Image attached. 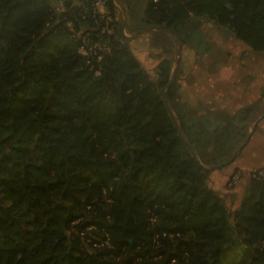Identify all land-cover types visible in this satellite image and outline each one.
<instances>
[{
	"label": "trees",
	"instance_id": "trees-1",
	"mask_svg": "<svg viewBox=\"0 0 264 264\" xmlns=\"http://www.w3.org/2000/svg\"><path fill=\"white\" fill-rule=\"evenodd\" d=\"M51 13L0 0V264H264V177L233 210L209 187L204 141L180 121L194 156L169 112L175 82L162 97L170 61L156 83L111 42L91 69ZM195 17L264 53V0H147L131 24L185 43Z\"/></svg>",
	"mask_w": 264,
	"mask_h": 264
},
{
	"label": "rangeland",
	"instance_id": "rangeland-1",
	"mask_svg": "<svg viewBox=\"0 0 264 264\" xmlns=\"http://www.w3.org/2000/svg\"><path fill=\"white\" fill-rule=\"evenodd\" d=\"M118 1L126 13L127 36L137 33L139 30L136 29L142 26L141 23L135 21V27L131 23L142 15L147 0ZM52 2L57 3V0ZM182 34L186 42L181 45V62L174 81L175 97L168 106L174 114L176 111L178 117L175 116L179 124L182 121L192 134L197 133L198 140L204 141L202 151L207 159L204 167L209 170L208 185L210 188L215 187L212 189L224 199L229 209L233 210L241 201L248 181L246 173L250 172L235 168L234 162L245 163L246 167H250L264 161V53L253 52L247 46L242 50L238 49L235 45L237 38L228 27L219 26L204 17H195L188 21L182 28ZM126 42L134 57L156 83L162 79L159 67L162 60L170 61V74L174 70L179 37L173 32L161 33L154 30ZM228 52L234 56L233 59ZM219 76L238 80L242 85L259 87L257 96L250 99L254 103L243 109L240 107L223 110L215 107L216 101H213L211 94L215 89L214 81ZM232 83L227 84L229 90L238 93L240 87L237 84L232 86ZM188 92L190 95L199 94V98L197 96L190 100V95H185ZM207 93L209 97H205ZM247 108L250 109L245 112ZM259 119L258 125L237 157L226 166L210 170L213 164L224 162L233 155ZM229 122L237 129H224L223 125ZM214 137L219 139L214 140ZM207 138L210 139L206 140ZM218 144L217 149L213 151L214 145ZM259 168H264V165L253 170ZM236 170L245 173L242 178L245 182L241 179L232 189L227 185H219L221 179L227 182Z\"/></svg>",
	"mask_w": 264,
	"mask_h": 264
},
{
	"label": "built area",
	"instance_id": "built-area-1",
	"mask_svg": "<svg viewBox=\"0 0 264 264\" xmlns=\"http://www.w3.org/2000/svg\"><path fill=\"white\" fill-rule=\"evenodd\" d=\"M50 1L51 17H58L64 23L70 38L77 42V52L91 69L94 65H100L103 56L110 53L111 42L125 44L126 28H121V6L116 0H57V3ZM53 25L54 23L47 24L48 27ZM95 74H100V68L95 69ZM244 175L241 170L234 171L227 181V187L232 189ZM246 175L260 179L264 177V168L250 171ZM91 228L88 227V230ZM103 235L104 238L93 236L87 241L94 247L109 246V237L106 233ZM157 239L155 236L154 243L158 245Z\"/></svg>",
	"mask_w": 264,
	"mask_h": 264
},
{
	"label": "crops",
	"instance_id": "crops-1",
	"mask_svg": "<svg viewBox=\"0 0 264 264\" xmlns=\"http://www.w3.org/2000/svg\"><path fill=\"white\" fill-rule=\"evenodd\" d=\"M127 2H129V1H127ZM130 7H131V5H130ZM145 8H146V6H145ZM125 16H126V13H125ZM235 40H237L235 42V45H236V47L238 49L242 50V48H244V46H247L245 43L241 42L240 40H238V39H235ZM241 43H243V45ZM234 54H236V53H234ZM228 55L231 58L234 57L230 52H228ZM240 56H241V53H240ZM240 56H238V59H239ZM250 56L248 55V57H250ZM250 58H252V57H250ZM232 81H233V83H232ZM230 83H232V86L237 84L240 87V90H239L238 93H235L234 91H230L229 90V87L227 86V84H230ZM214 85H215V87H214L215 89H214V92H212L211 97L213 98V101L214 100L216 101L215 107H218V109H223V110H226V109L227 110H229V109L231 110V109H234V108L237 109V108H240V107H241V109H243L245 107L250 106L251 104L254 103V101H250V99H251V97H256L257 96V94H258L257 90L259 88V87L253 88L252 85H242V83H238V80H235V79H232V78L230 80H228V78H224V77H221V76H219V77H217L215 79ZM216 87H217V89H216ZM185 95L189 96L190 94L188 92V93H185ZM197 96L199 98V94L198 95L197 94L190 95V97H188V98L191 100V99H195ZM206 96L209 97V93L205 94V97ZM259 121H260V119L254 123L255 127L258 125ZM253 131H252V133H253ZM245 165H246L245 163L238 164V163L234 162V167L235 168H239V169H242L244 171H251L253 169H256L258 167L263 166L264 165V161L259 163V164H257V165H252L250 167H246ZM241 181L245 182V181H243V179ZM218 183H219V185L220 184L224 185L225 179H221V181H219ZM212 188L215 189V187H212Z\"/></svg>",
	"mask_w": 264,
	"mask_h": 264
},
{
	"label": "water",
	"instance_id": "water-1",
	"mask_svg": "<svg viewBox=\"0 0 264 264\" xmlns=\"http://www.w3.org/2000/svg\"><path fill=\"white\" fill-rule=\"evenodd\" d=\"M116 1L121 6V3L118 0H116ZM119 17H120L121 28L124 29L125 28V10H124V8L122 6H121ZM154 30H159V31H164V32H172L171 30L166 29V28L161 27V26H149V27H145V28L139 30L137 33H135L133 35L126 36V40L137 38L138 36H140V35H142V34H144L146 32H150V31H154ZM181 45H182V41L179 38V48H178L177 56H176V59H175V68L171 72L167 83L161 89L162 97H163V99H164V101L166 103H167L166 90H167L168 87H170L174 83V81L176 79V75H177L178 69H179V64L181 62ZM169 112H170V115H171L172 119L175 122V125H176L179 133L181 134V136L183 137L185 142L188 144V146H189L191 152L193 153V155L197 157L196 151H195L192 143L190 142V140H189L187 134L185 133L184 129L182 128V126L178 123V120H177L174 112L171 109H169ZM254 128H255V124L252 126L251 131L246 135L244 142L234 151L233 155L228 160H226L224 162H221V163L213 164L210 167V170H214V169L226 166L229 163H231L237 157V155L241 152L242 148L244 147V145L249 140V138L251 136V133L254 130Z\"/></svg>",
	"mask_w": 264,
	"mask_h": 264
}]
</instances>
